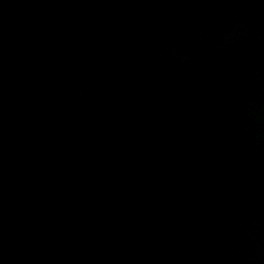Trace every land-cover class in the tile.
Listing matches in <instances>:
<instances>
[{
	"label": "water",
	"instance_id": "obj_1",
	"mask_svg": "<svg viewBox=\"0 0 264 264\" xmlns=\"http://www.w3.org/2000/svg\"><path fill=\"white\" fill-rule=\"evenodd\" d=\"M0 264H264V0H0Z\"/></svg>",
	"mask_w": 264,
	"mask_h": 264
}]
</instances>
